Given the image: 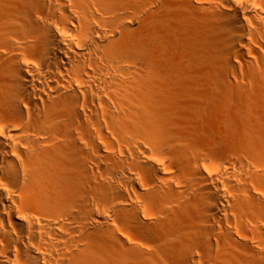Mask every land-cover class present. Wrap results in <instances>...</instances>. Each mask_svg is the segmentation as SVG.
<instances>
[{"label": "bare ground", "instance_id": "6f19581e", "mask_svg": "<svg viewBox=\"0 0 264 264\" xmlns=\"http://www.w3.org/2000/svg\"><path fill=\"white\" fill-rule=\"evenodd\" d=\"M219 46L223 78L236 62L250 71L235 116L251 147L218 158L230 177L196 166L207 157L185 136L197 98L218 104L222 85L197 94L160 62L167 47L194 60ZM173 88L184 97L164 128ZM115 182L122 202L142 198L134 219L123 213L133 236L94 214ZM221 184L240 227L219 207ZM186 210L194 231H150ZM0 264H264V0H0Z\"/></svg>", "mask_w": 264, "mask_h": 264}, {"label": "rangeland", "instance_id": "374dc122", "mask_svg": "<svg viewBox=\"0 0 264 264\" xmlns=\"http://www.w3.org/2000/svg\"><path fill=\"white\" fill-rule=\"evenodd\" d=\"M194 30L199 31L198 28H194ZM221 48L222 46H219L216 50L209 52L205 59L198 58L193 60L180 55L174 48L167 47L165 50H162L160 62L165 67H167L166 62H170L171 64H174L181 73H185L192 77L188 79L191 80L196 87L194 91L197 94L201 92L202 87L207 83H211L212 85H222L221 90H219L220 88L218 87L215 88L218 92V97L221 99L218 104H214V106L208 105L203 99L197 98L195 101L196 111L185 124V136L187 139L193 140L197 145L198 152L207 157L204 162L197 163L196 166L202 167L207 174L213 176L221 175L223 177H230L231 175L228 173H230V170L232 169L228 168L225 162L219 165L218 158L230 157L240 159L243 156L242 150L244 147H251L248 141L250 131H248L244 121L240 117L237 118L235 116V112L238 109L245 108V98L244 95L242 96L241 94L245 90L243 87V83L245 85L244 81L249 79L247 72L250 71H247L243 64L236 62L237 68L235 70L237 73L230 74L228 77L223 78V74L227 72V67ZM169 87L171 88V85ZM172 91L173 93L168 94L160 103L161 109L163 110V113L161 114L165 119L160 121L158 120V117L153 118V120L157 122L160 121V124H162L164 128H170L172 125L173 115L181 105L179 103L181 102V98L184 97L179 90L174 91L173 88ZM156 115H160L159 112H156ZM115 120L117 121L118 119ZM103 128V131L105 132L104 134L107 135L109 141L116 143L118 140L117 133L112 132V130L108 129L106 125H104ZM101 136L102 134L99 136L100 141L103 140L101 139ZM121 147L123 149H128L124 143ZM115 149L117 150L116 162L125 163L126 165L129 164V162L123 159L118 153L120 147H116ZM156 158L158 157L156 156ZM159 160L169 166L173 161V156L170 154H163ZM192 167L195 166L193 165ZM127 171H129L128 166ZM118 186H120V184L116 182L109 186H102L107 190V192H104L107 194L99 195L100 202L97 207L94 206V214H97L99 217H107L109 220L108 223L117 230L129 232V235L133 236L135 232L133 226H131L132 224L130 220L129 223L124 220L123 213L129 211V218L134 219L133 210L142 207V198L140 197V200V198L132 192V199L129 197V203H124L122 202V199L126 198L127 188L121 187L117 189ZM225 193L229 197L234 196V192H232L226 184L219 185L217 195H219L218 197L221 196L223 202V204H219V207L224 213L229 215V220L240 227L242 222H239V220H237L238 217L236 216V209L238 207L232 199L230 202L226 203L227 199L223 198ZM177 214H179L177 218L172 216H176ZM166 218H171L170 220L172 223L161 216L160 220L150 228V231L154 233H164L172 229V225L194 231L199 224L198 215H196L195 211L193 212L191 210L172 213ZM222 223L223 224H220L218 222L220 225L228 226L225 222Z\"/></svg>", "mask_w": 264, "mask_h": 264}]
</instances>
